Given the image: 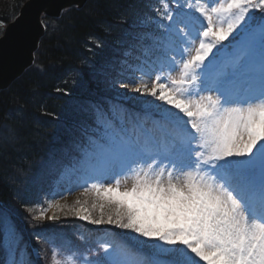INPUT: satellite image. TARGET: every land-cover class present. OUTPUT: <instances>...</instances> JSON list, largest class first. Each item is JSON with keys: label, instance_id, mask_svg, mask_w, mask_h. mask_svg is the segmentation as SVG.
<instances>
[{"label": "snow or ice", "instance_id": "snow-or-ice-1", "mask_svg": "<svg viewBox=\"0 0 264 264\" xmlns=\"http://www.w3.org/2000/svg\"><path fill=\"white\" fill-rule=\"evenodd\" d=\"M164 4L149 54L171 58L168 75L143 71L148 83L120 86L171 107H158L153 129H129L117 90L95 109L78 158L91 174L84 193L103 203L99 217L95 202L69 211L134 234L101 244L88 264H264V0ZM76 253H66L71 264H81Z\"/></svg>", "mask_w": 264, "mask_h": 264}, {"label": "trees", "instance_id": "trees-1", "mask_svg": "<svg viewBox=\"0 0 264 264\" xmlns=\"http://www.w3.org/2000/svg\"><path fill=\"white\" fill-rule=\"evenodd\" d=\"M28 1L0 0V38ZM156 2L90 0L83 9L72 8L60 19L46 18V35L34 66L0 92V264H10L12 259L20 264L21 252L22 264H54V248L61 264H71L66 253L72 249L81 264H88L102 255L100 236L123 243V237L134 235L113 225L80 221L69 211L80 207L76 202L56 210L58 221L46 215L63 177L81 176V188L90 184L91 174L85 175L78 159L86 133L92 131L95 109L106 108V98L125 79L129 58L148 53L140 40L146 32L143 22L159 19L153 10ZM171 6L175 8L176 0H171ZM119 107L121 114H128L130 125L137 122L139 103L123 96ZM42 211L45 219L35 220ZM93 215L99 217V208ZM154 243L158 242L148 244Z\"/></svg>", "mask_w": 264, "mask_h": 264}, {"label": "rangeland", "instance_id": "rangeland-1", "mask_svg": "<svg viewBox=\"0 0 264 264\" xmlns=\"http://www.w3.org/2000/svg\"><path fill=\"white\" fill-rule=\"evenodd\" d=\"M161 5H164L165 7H168V5L164 4V0H157L155 5L153 6V10L160 17V13L157 12V9L161 8ZM198 6V5H196ZM155 19H147L143 22V28L146 31L143 33V37L140 40V43L144 48H146L149 52V47L152 44V41L150 39L151 34H153L156 31L155 26ZM174 55L177 57V61L180 57V49L177 48L173 52ZM138 56L141 57L142 62H135L132 57L129 58V63H126L124 65L125 72L124 77L125 79L122 81H119L115 87L116 90H118L120 93H123L126 99L131 100L133 103L141 106V113L138 115V122L139 124H143L145 129H153L156 122L158 121L159 117L157 114L158 107H168L171 106L167 105L166 103L156 100L154 97L151 96H145L141 95L139 93H135L131 90V83L129 88H123L120 86V82H138L139 80L143 79L144 82H149V77L142 75L143 71H147L149 75H160V76H166L168 75V70L171 65V58L168 57L167 59L159 58L155 54H148V55H141V53H138ZM139 67V68H136ZM141 67V68H140ZM135 97L136 99H131ZM173 111H177L175 109H172ZM127 123V127H128ZM133 125L129 126L128 128L131 129ZM85 175H88L89 172L86 170L84 171ZM131 181H128L127 183L122 182V188L123 187H131ZM83 184V178L79 175H75L73 178L71 177H63V179L59 182L56 189V195L53 199L50 201L51 209L46 215V217H51L53 214L56 213L55 205L58 203L60 205L64 203H73L79 200L81 203H88V202H95L97 204V208H99V205L103 203L101 199H99L95 193L92 194H85L84 188H81L80 186ZM109 210V208L106 206L104 208V213L106 214V211ZM78 219V218H77ZM50 220V219H49ZM81 221V220H80ZM83 222V221H82ZM148 241L147 243H149ZM98 244H111L112 240L108 236H102L97 241Z\"/></svg>", "mask_w": 264, "mask_h": 264}, {"label": "water", "instance_id": "water-1", "mask_svg": "<svg viewBox=\"0 0 264 264\" xmlns=\"http://www.w3.org/2000/svg\"><path fill=\"white\" fill-rule=\"evenodd\" d=\"M90 0H29L0 38V92L8 90L34 66L46 35L44 19H60L64 12L83 9Z\"/></svg>", "mask_w": 264, "mask_h": 264}]
</instances>
